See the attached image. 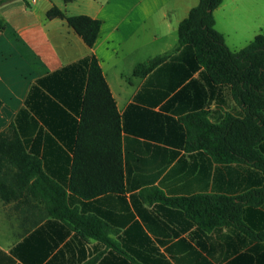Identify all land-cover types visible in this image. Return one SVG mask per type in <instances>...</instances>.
<instances>
[{"label":"crops","instance_id":"0c3cea01","mask_svg":"<svg viewBox=\"0 0 264 264\" xmlns=\"http://www.w3.org/2000/svg\"><path fill=\"white\" fill-rule=\"evenodd\" d=\"M75 3L0 6L6 25L0 31V133L16 123L27 151L66 190L69 206L98 219L107 240L48 217L39 197L25 190L9 203L0 197V264H264V239L258 238L264 202L245 204L249 233L234 226L206 230L184 210L153 200V189L169 198L264 189V170L217 162L188 147L182 121L188 114L207 112L213 123L244 116L231 87L213 84L197 66L194 50L181 49L147 76L134 75L139 64L177 47L179 25L199 0H91L86 13L74 11ZM54 5L69 16L102 21L92 49L65 20L47 17ZM174 31L178 41L162 51ZM92 54L121 115L126 190L85 199L69 186ZM259 149L264 154V142Z\"/></svg>","mask_w":264,"mask_h":264},{"label":"trees","instance_id":"16d2710c","mask_svg":"<svg viewBox=\"0 0 264 264\" xmlns=\"http://www.w3.org/2000/svg\"><path fill=\"white\" fill-rule=\"evenodd\" d=\"M10 1L0 0V6ZM72 1L64 0L65 3ZM223 2L199 0L179 25L177 47L139 64L134 75L147 76L181 49L194 50L197 66L205 68L213 84L231 87L244 116L229 114L222 122L213 123L207 112L188 114L182 118L188 147L207 151L217 162H247L264 170V154L259 149L264 142V34L257 35L242 50L232 51L224 34L216 28L214 13ZM47 17L65 20L87 47H94L101 20L88 15L69 16L56 5L48 11ZM4 30L6 25L0 17V31ZM87 61V86L69 187L72 193L91 199L107 193L123 194L126 189L121 115L98 59L92 54ZM25 190L39 197L48 217L69 221L82 233L107 240L98 219L69 206L66 190L45 173L41 159L27 151L15 123L0 133V197L9 203L19 199ZM153 192V200L184 210L206 230L234 226L251 233L243 219L245 204L264 202V189L239 197L169 198L157 189ZM258 238L264 239V234Z\"/></svg>","mask_w":264,"mask_h":264},{"label":"rangeland","instance_id":"374dc122","mask_svg":"<svg viewBox=\"0 0 264 264\" xmlns=\"http://www.w3.org/2000/svg\"><path fill=\"white\" fill-rule=\"evenodd\" d=\"M53 1L63 4L64 0ZM89 1L91 0H76L74 11L86 13ZM215 18L217 29L225 35L227 46L238 52L257 35L264 34V0H224L215 11ZM177 41V32L170 33L165 42L168 45H165L164 49L161 48L162 51L170 49V45Z\"/></svg>","mask_w":264,"mask_h":264}]
</instances>
